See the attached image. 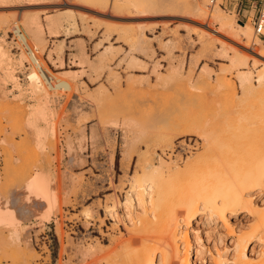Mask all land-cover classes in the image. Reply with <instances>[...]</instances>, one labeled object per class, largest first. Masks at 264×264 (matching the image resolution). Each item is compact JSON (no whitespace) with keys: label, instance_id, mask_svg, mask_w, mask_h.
Instances as JSON below:
<instances>
[{"label":"rangeland","instance_id":"374dc122","mask_svg":"<svg viewBox=\"0 0 264 264\" xmlns=\"http://www.w3.org/2000/svg\"><path fill=\"white\" fill-rule=\"evenodd\" d=\"M220 3L0 0V47L6 51L22 88L27 85L25 79L32 67L37 70L16 41L13 23L28 36L21 22L31 16L41 18L44 28L47 19L58 21L57 33L51 35L45 28L46 46L34 52L40 54L52 75L73 86L68 93L59 89L50 92L54 94L51 105L57 127L53 138L46 140L44 151L36 147L34 135L25 127L28 106L34 101L15 98L13 94L18 90L9 92L10 83L0 86V193L5 199L1 203L7 202L22 224L19 243L10 241L9 228H0V264H89L80 252L92 245L98 253L96 264H104V256L105 264H130L147 244L136 241L138 230L152 238L155 228L150 225L154 219L152 208L148 206L145 212L143 208H129L127 195L135 193L132 185L155 178L154 169L166 179V186L178 190L197 172H205L222 159L242 170L264 168V81L258 82V76L264 75V43L254 35L249 22L244 25L237 21ZM195 4L207 14L197 13ZM217 12L234 22L231 32L210 18ZM238 26L248 28L250 41ZM21 56L25 59L19 64ZM65 71H71L75 78L66 76ZM242 74L251 78L249 86L243 85ZM200 134L208 136L206 142ZM40 168L48 171L50 187L58 193V209L47 221L39 219L42 204L29 198L25 189ZM250 200L251 208L262 210L264 189L251 192ZM253 213L247 209L230 215L227 228L205 212L197 214L189 226L180 220L176 236L180 253H184L181 237L186 230L193 264H239L235 260L236 237L250 230ZM262 243H255L252 251V245L245 249V256L253 259L251 264L257 263Z\"/></svg>","mask_w":264,"mask_h":264},{"label":"bare ground","instance_id":"6f19581e","mask_svg":"<svg viewBox=\"0 0 264 264\" xmlns=\"http://www.w3.org/2000/svg\"><path fill=\"white\" fill-rule=\"evenodd\" d=\"M2 1L4 3H6V2H19L21 0H2ZM100 1L104 2L106 0H103V1L100 0ZM181 5L184 6V5H188V4L186 2H181ZM194 9L199 14H202V15H206L207 14L203 8H201L200 6H198L196 4L194 6ZM209 16H210V18L213 21H215L217 24H219L222 28H224V29H226V30H228L230 32H231L232 29H234L233 28L234 22L228 20L227 18H224L218 12H217V14L216 13L215 14L212 13ZM24 17H25V15H24ZM40 19L41 18H39L38 16H31L29 18L27 17V19H25L24 22L20 21L21 18L19 20V22L22 23V26L25 29L27 35L30 36L31 41H29L27 39L28 36H26L24 34H21V31H20L21 28L19 29V26L17 24L15 25L16 22L13 23L14 24V26H13L14 27L13 35L17 36L18 39H16V41L19 40L21 45L19 43L18 44L20 46H22V48L25 49L24 52H26L25 53L26 56L28 57L29 61L31 62V65L33 64V66L36 68L37 71H35V69L32 67L33 71H31L26 76V79H25V80H27V85H26V87L22 88L21 83L18 82L17 77L13 74V66L9 62V59L7 57L6 51L3 48L0 47V86L3 85V84H6V83H10L12 86L10 85L11 89H9L10 90L9 92L12 93V92H15L14 90H18L16 94H13V96L15 98H17V99H19V98L20 99L28 98V99L34 101L33 104H31V105L29 104V106H28L29 107V111H28V116L26 118V126L25 127L27 128V130L29 132H31L34 135V139H35V141H34L35 143L34 144H36V147L40 151H44L45 149H47V148H45L46 140L49 137L53 138V136L55 135V132H56V127H57V126H55V123H54L56 112H55V109H53L52 105H51L52 98H53L54 94L52 93L53 94L52 95L50 92L59 89L62 92H63V90H65L68 93L70 90L73 89V86L66 79L65 80L59 79L60 77L56 78L54 75H52V73L49 71V69L45 65V62L42 61L41 57L39 56L40 54L38 55L36 52H34L37 49H40L41 51H43V49H44V45L46 44L45 43L46 42V38L43 39V35L45 34V28L47 29L48 33L51 34V35L57 33L56 29L58 27V21L56 19H53V18L47 19L45 21L46 22L45 28H44V25L42 24V21ZM0 22H1V20H0ZM1 25H3V24H1ZM4 25H7V24H4ZM10 27H11V25H10ZM61 27H63V26H61ZM238 27L241 30L244 31L245 37L247 38L248 41H250L251 40V33L249 32L248 28L245 27V26L244 27L243 26H238ZM63 32L66 33L65 31H63ZM69 32H71V31H69ZM235 35H236V33H235ZM17 47H18V45H17ZM19 48L21 49V47H19ZM53 48H52V50H53ZM100 57H102V56L100 55ZM22 59H25V57L24 56L20 57L19 64H21ZM51 61H53V60H51ZM54 61H55V59H54ZM58 62L60 64H62L60 61H58ZM82 63L88 64L86 59ZM82 63L80 61V64H82ZM86 64H84V65H86ZM17 66H19V65H17ZM88 67H89V65H88ZM91 67L93 68V66H91ZM96 69H99V68H96ZM64 73H66V76H68V77L75 78V77H73L75 74L72 75L73 73H71V71H65ZM62 78H64V77H62ZM241 81H242L243 85H248L249 86L250 83H251V78L248 75L242 74ZM263 81H264V75L260 74L258 76V82L262 83ZM74 88H75V86H74ZM0 91H3V89L0 90ZM67 93H65V94H67ZM98 93H99V91H98ZM60 94H62V93H60ZM67 95H65V97ZM96 99H98V98H96ZM53 103H55V102H53ZM58 106H59V104H58ZM68 111H70V110H68ZM62 115H59V116H62ZM63 117L66 118L67 116L65 117V114H64ZM116 117H115V119H116ZM64 118H63V120H64ZM112 118L113 117H111V119ZM115 121H118V120H115ZM67 122H69V121H67ZM56 123H57L56 125H58V123H59L58 120H57ZM101 124L102 125H100V126L103 127L104 123H101ZM119 124H118V126H121ZM127 125H129V123ZM105 126H107V124ZM65 127L68 128V126H66V124H65ZM135 128H137V127H135ZM100 130H102V129H100ZM104 130H105V127H104ZM128 130H130V129H128ZM134 130L137 132L138 128H137V130L136 129H134ZM110 131H111V129H110ZM131 131H133V130H131ZM135 131H134V133H135ZM92 133L95 134V132H93V128H92ZM126 133H129V131H126ZM132 133H131V135H133ZM56 134H58V133H56ZM97 134H100V132L97 133ZM97 134H96V136H97ZM29 135H30V133H29ZM100 135H98V136H100ZM104 135H106V134H104ZM136 135H135V138H136ZM200 135L202 136V138L206 142L207 139H208V136H206L205 134H200ZM64 136H65V134H64ZM126 137H127V135H126ZM100 138L102 139V137H99L97 139L100 140ZM106 138H104V139L106 140ZM69 139H71V138L69 137ZM69 139H68V141H70ZM112 139L115 140L114 138H112ZM126 139H128V137ZM56 140H59V139H56ZM108 140L110 141V139H108ZM113 140H111V141H113ZM92 141L93 140H91V142ZM95 141H96V139H95ZM134 141H135V139H134ZM63 142H66V141H63ZM96 142L98 143V141H96ZM114 142L113 143L111 142L112 145L114 144ZM126 142H127V140H126ZM129 143L130 142H128L127 144H129ZM46 144H48V143H46ZM68 144H69V142H68ZM105 144H107V143H105ZM84 145H85V143H84ZM91 145H92V143H91ZM101 145H99V146H101ZM109 145H107V146H109ZM132 145H131V147H132ZM55 146H57V145H55ZM94 146H95V144H94ZM69 147L70 148L72 147L71 143H70ZM111 147H113V146H111ZM127 147H129V146H127ZM70 148H69V150H70ZM126 150H127V152L129 151L128 149H126ZM48 153H49V151H48ZM129 153H128V155H129ZM191 162H192V160H191ZM40 169L30 179L28 178L29 180L27 181V183L25 185V189L27 191V194H28L29 198L33 197V198H35L33 200V201H35V203L39 202L40 204H42L43 209H41V211L39 213V215H40L39 219L41 221H47L53 215V213H55L56 209H58L57 208L58 207L57 206L58 193L56 191L57 189L53 190L50 187L52 178L49 175L48 171L45 170V169H41V170ZM207 169H205V172L204 171L203 172L202 171L197 172L194 175L193 180H190L187 183L182 184L181 188L180 189L178 188V190H177V187L174 188V189H176V190H174V189H172L173 187L171 188L169 185L166 186V184L164 182H167V181L163 182V180H166V179L160 178V176L157 173L156 169H154L152 171V174H156V177L151 179V181L149 183H146V184L145 183H140L139 185H132L131 186V188H134L132 190L133 191L135 190V193L132 190L131 191L134 194H131V192L128 193V195H127V205H128V207L129 208H133V209H136L137 207L143 208L144 210H142V211L145 212V211H147L148 206H150L152 208V210L154 211V215L152 216V214H151V216H152V218H154L153 221L154 220H156V221L155 222H153V221L151 222V220H150V225L152 223L154 225V227L153 226L152 227L155 228V230H153L155 234L152 232L151 229H149V231L152 232L151 234H153V236H151L152 238H149V236L145 235L144 232L142 234H140L141 233V229L138 230V234H136V235H138L139 238L136 236L137 237L136 241L137 240L139 241L138 244H140V241H141L140 245H142V242L143 243L147 242V244L144 245L143 248L140 249L137 254H136V252L133 253V255L134 254H136V255L134 256V258L132 259L130 264H193V262L191 261V253H190V246H189V236H188V233L186 232L185 229H184L185 232L183 231V234H182V237H181V238H183V241H185L184 246H183V249H184V253L183 254L180 253V245L179 246L177 245L178 241H176V238H177L176 236L179 234V233H177V229L179 228L180 220L184 221L186 226H189L192 223L193 219L197 218V214H200V212H205L212 219L214 217L220 219V222H221L222 226L224 228H227L230 225V223H229L230 222V215L236 214L239 210L246 211L247 209H249V212L250 211L255 212V214L253 213L255 215L254 223L252 224V226H250V230L247 233H243V234H238L237 235V237H236V241H237V255H236L235 260L239 264H251L253 262V259L250 258V257L247 258L245 256V249L247 247H249L250 245H252V248H251V251H252L254 248H256L255 247V243L263 242L262 243L263 244V249L261 250L260 255L258 254L259 256L258 257L256 256L257 258L256 259L254 258V259H255V261L257 260L256 264H264V208L262 210H255V208H253V207L251 208V206H250V204H251V200H250L251 192L259 189L260 187H262L264 189V168L259 167V169L255 170V171L254 170H250V169L249 170L248 169L247 170H242L240 167H235V166L231 165V163L223 161V159H222V161H219L218 164H216L214 167H212V168H210L208 170ZM64 170H65V168H64ZM59 172H60V170H59ZM65 173L63 175H65ZM72 175L73 174H71L70 179L73 177ZM61 176L62 175L60 174V177ZM65 176H67V175H65ZM70 182L68 183L69 186L71 185ZM163 183L165 184V186H163ZM167 187H170V188H167ZM60 188H61V186H60ZM0 191H1V189H0ZM67 192H66V196H67ZM2 194L0 193V228H9L10 229V233H9L10 241L13 242V243H19L21 241V235H22V229H21V225L22 224L20 223V218L18 217V214L13 209L9 208L10 206L8 207V203L7 202H5L3 204L4 206L2 205V203H1V199H3L2 198ZM5 195L6 194L3 195L4 198H5ZM62 195L64 196V194H62ZM62 195H59V196H62ZM68 196H69V194H68ZM7 197H8V194H7ZM18 198L17 199L14 198L16 200V202L18 201ZM3 200H5V199H3ZM61 200H59L60 204H61ZM9 201H11V198H10ZM14 201H12V202L14 203V206H15L16 202H14ZM11 204L12 203L10 202V205ZM12 207H13V204H12ZM30 207H32V206H30ZM17 209H18L17 211H19V208H17ZM25 211H27V210H25ZM26 213L24 215H27L29 212L27 214ZM149 219H151V218H149ZM145 223H147V222H145ZM136 231H135V233H137ZM136 237H134V238H136ZM133 239H132V242H133ZM8 240L9 239L7 238V240H6L7 243H8ZM22 240H24V239H22ZM136 241H134V244L137 243ZM4 242H5V240L3 241V243ZM11 242H9V244H11ZM28 243H26V246H27ZM21 245H23V244H21ZM30 246H29V249L31 248ZM92 246L85 248L84 250H82L80 252V254H81V256L83 257L84 260L85 259L90 260L89 264H96L98 253ZM16 249L19 251L20 248L19 249L16 248ZM81 249H83V248L81 247ZM135 249H137V248H135ZM27 251H28V249H27ZM109 253H111V252H109ZM106 255H107V253H106ZM126 256H128V254ZM104 257H105V259H104ZM104 257H103V259L105 260V263H106V256H104Z\"/></svg>","mask_w":264,"mask_h":264},{"label":"built area","instance_id":"2783aa9c","mask_svg":"<svg viewBox=\"0 0 264 264\" xmlns=\"http://www.w3.org/2000/svg\"><path fill=\"white\" fill-rule=\"evenodd\" d=\"M219 0H208L209 6H214ZM246 0H221L219 4L224 10L229 12L230 7L234 10H239V7ZM250 24L253 28L254 35L263 38L264 37V0H260L256 7L255 14L250 20ZM36 229V228H35ZM34 236V235H33Z\"/></svg>","mask_w":264,"mask_h":264},{"label":"crops","instance_id":"0c3cea01","mask_svg":"<svg viewBox=\"0 0 264 264\" xmlns=\"http://www.w3.org/2000/svg\"><path fill=\"white\" fill-rule=\"evenodd\" d=\"M260 0H246L243 4L239 7V10H234L230 7L229 12L234 14L237 21L242 22L244 25L250 23V20L255 14V10L257 5L259 4ZM261 42L264 43V37L261 38Z\"/></svg>","mask_w":264,"mask_h":264}]
</instances>
